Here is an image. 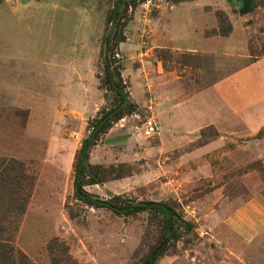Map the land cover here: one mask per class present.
I'll list each match as a JSON object with an SVG mask.
<instances>
[{"label":"rangeland","instance_id":"obj_1","mask_svg":"<svg viewBox=\"0 0 264 264\" xmlns=\"http://www.w3.org/2000/svg\"><path fill=\"white\" fill-rule=\"evenodd\" d=\"M114 1L0 0V241L32 264H145L169 234L157 208L120 214L73 193L82 140L119 102L102 64ZM125 2L107 58L134 110L89 149L84 189L176 212L153 264H259L228 218L240 195L264 196V126L228 113L222 82L254 66L247 100L264 101V0L245 13L240 0ZM166 88L174 103L192 100L179 109L196 121H159ZM148 116L158 130L145 137Z\"/></svg>","mask_w":264,"mask_h":264},{"label":"trees","instance_id":"obj_2","mask_svg":"<svg viewBox=\"0 0 264 264\" xmlns=\"http://www.w3.org/2000/svg\"><path fill=\"white\" fill-rule=\"evenodd\" d=\"M240 12L245 13L249 11L252 7V0H240ZM126 5L125 0H115L111 11L108 14V28L104 38L103 44V68L105 72V82L110 88L114 89L119 96V102L113 105L112 108L101 112L100 116L92 123L91 128L87 136L82 140L81 146L79 148L76 162L74 165V177H73V193L76 198L86 203L92 204L96 207L106 208L115 213L120 214H133L137 211L157 208L161 210L167 216V229L168 236L162 238V243L158 244L150 253L145 264H153L158 255H160L165 249L167 242L173 238L174 231V217L177 216L176 212L169 206L165 205L160 201L151 200H137V201H115L102 199L95 196L84 189L86 182V160L88 159L89 149L97 143L100 135L105 133L112 120L120 118L124 112L133 111L132 104L128 103L127 97L121 93V86L119 83L113 80V68L108 57V41L110 39L119 38L118 41L122 40L121 34H118V25L120 24L119 19L121 17V6ZM120 35V36H118ZM128 105H127V104ZM128 107V108H127ZM127 108V109H126ZM126 109V110H125ZM0 264H32L30 263L26 256L16 253L13 254V249L10 248L5 242L0 241Z\"/></svg>","mask_w":264,"mask_h":264},{"label":"crops","instance_id":"obj_3","mask_svg":"<svg viewBox=\"0 0 264 264\" xmlns=\"http://www.w3.org/2000/svg\"><path fill=\"white\" fill-rule=\"evenodd\" d=\"M261 61V60H259ZM259 61L255 62L258 63ZM264 61V59L262 60ZM254 66L245 67L239 71H236L232 76L224 79L222 82L223 95L225 109L233 115L238 117L242 122L249 124L251 127L264 126V101L262 103L254 104L250 106L247 100L245 77ZM244 77V78H243ZM238 80V83H236ZM231 81L235 84L231 85ZM166 88V96L156 106L157 116L159 121L162 123H173V122H191L196 121L194 118V111L189 108L180 110L181 105L184 104L174 103L171 100V96ZM264 98V92L262 94ZM251 109V110H248ZM198 112V111H196ZM206 119L201 122H218L217 117L208 115ZM199 122V121H198ZM224 144V135H220L209 142L206 147L207 150L214 149V147L221 146ZM239 206L237 211L232 212L228 218V223L231 226L230 229L236 231L239 235L240 242L244 243L246 247L250 246L255 249V259L259 264H264V196L255 189L250 194L240 195L238 197Z\"/></svg>","mask_w":264,"mask_h":264},{"label":"built area","instance_id":"obj_4","mask_svg":"<svg viewBox=\"0 0 264 264\" xmlns=\"http://www.w3.org/2000/svg\"><path fill=\"white\" fill-rule=\"evenodd\" d=\"M157 130H158V124L154 120V118H152V116H148L143 119L140 127V131L143 136L145 137L151 136L154 133H156Z\"/></svg>","mask_w":264,"mask_h":264}]
</instances>
